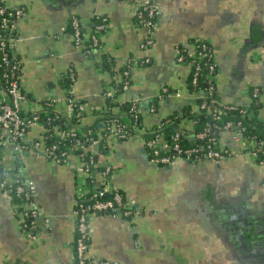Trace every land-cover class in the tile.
Segmentation results:
<instances>
[{"label": "crops", "instance_id": "1", "mask_svg": "<svg viewBox=\"0 0 264 264\" xmlns=\"http://www.w3.org/2000/svg\"><path fill=\"white\" fill-rule=\"evenodd\" d=\"M143 1L6 0L24 11L9 43L21 61L23 114L51 108L63 129L64 123L82 129L98 121L100 138L105 90L111 75L126 68L129 86L118 99H138L142 122L140 135L108 137L83 156L75 150L61 160L46 153L48 133L41 123L28 127L19 151L1 130L0 264H72L78 189L89 191L105 179L137 213L90 214V257L108 264H264V162L245 153L238 128L219 130L217 143L244 151L216 161L156 164L145 145L165 118L189 141L194 138L196 124L182 109L194 106L201 91L189 86L191 64L176 55L178 47L191 52L195 37L212 49L216 99L242 104L257 88V114L264 122V0H150L160 14L148 46L142 45L148 31L135 11ZM102 18L100 46L89 53L75 47L71 20L90 33ZM70 70L74 80L68 89L62 79ZM68 97L82 101L80 117ZM92 152L98 163L88 180L83 164ZM103 165L109 173L97 174ZM14 178L34 185L38 213L27 230L19 212L23 201L9 188Z\"/></svg>", "mask_w": 264, "mask_h": 264}, {"label": "built area", "instance_id": "2", "mask_svg": "<svg viewBox=\"0 0 264 264\" xmlns=\"http://www.w3.org/2000/svg\"><path fill=\"white\" fill-rule=\"evenodd\" d=\"M132 1V0H130ZM142 9L145 10V16L142 15ZM136 17L139 23L146 27L147 35L142 45L148 46L152 42L151 33L157 26L156 17L160 14L159 9L150 0H144L139 5H135ZM24 13L23 9L16 6H11L6 3V0H0V61L6 67L0 71V90L3 91V95L0 99V131L5 130L9 132V137L15 143V149H21V141L24 139L28 127L33 123H41L45 130H48L45 122L40 119L38 113L23 114L22 101L26 99V94L22 88L20 80L18 78V72L20 70L21 61L19 58L14 57L9 48L11 39L15 36L16 19ZM103 19V18H102ZM106 26L104 19L98 21L95 24L94 31L86 33L83 31L76 19L71 20V32L73 38V44L77 48H81L84 52L89 53L94 48L100 46L99 32ZM193 50L186 52L185 49L178 47L176 59L181 62L187 61L191 64V77L192 84L197 83L198 77L203 66L207 65V72L204 75V79H207L208 83L199 90L201 96L204 99L199 104V109L213 108V110L220 111L224 109H236L238 105L236 103L220 102L216 99L215 92V64L213 61L212 49L209 43L203 37H195L192 41ZM148 61V58H145ZM144 60V61H146ZM209 60V61H208ZM129 69H124L121 72L113 73L108 89L105 90L104 97L109 96L115 100L116 96L114 88L111 83L113 80H119L121 77H127V80L123 83V91L129 86ZM68 76L71 81L74 80V73L71 70L68 72ZM4 83L6 85L4 86ZM175 95H180V91H174ZM254 97H258V89L254 88L250 93L249 100L244 102V105L239 109L242 113L247 110L249 115H252V110H248L250 100ZM133 103L128 111L122 112L120 118L111 117L101 120L103 126L102 136L106 139L108 137L115 138H127L131 135H140L141 124L136 123V118L139 112V100L130 99ZM68 101H73L72 97H68ZM210 101V102H209ZM48 102V105H55ZM118 110L117 107L114 106ZM112 107V109H114ZM83 109V104L78 105V110ZM150 111L154 110V106H150ZM109 114V113H108ZM78 117V113L74 114ZM182 113L178 114L175 118H179ZM217 119L221 117L216 116ZM50 119V118H48ZM54 120V118H52ZM51 120V121H52ZM173 119L165 118L161 121L157 130L150 133L145 137V145L148 148L151 161L156 164L167 165L174 160L180 158L185 160H220L231 155L241 153L234 148L228 149L218 145L217 138L210 137L211 131L210 125H205L203 129L197 131L193 140L196 138H205L201 143L192 142L189 144H183L180 138L178 130L174 129V132L165 137L160 129L167 126ZM196 124V119H192ZM218 131L223 129H230L237 127L238 131L242 135V143L245 148V153L249 154L255 162H264V157L259 158L258 151L263 148L264 141L259 140V143L247 135H244V126L238 121L236 124H232L230 120L223 122L221 125L216 123L214 125ZM73 128V129H71ZM86 132L81 128L68 127V128H56L54 127L52 133L47 135H55L63 140L61 144L57 142L47 143L45 151L51 158L55 160L64 159L69 152L77 150L80 156L84 155V151L87 147L92 148L96 143H99V136H85L82 134ZM190 141V142H191ZM264 153V150H263ZM98 155V153H97ZM92 152L88 158L89 161L83 164V170L88 177L86 179L93 180L92 169L97 165L98 159ZM96 173L100 175H106L109 173V167L103 165L102 168L96 169ZM15 180V192L21 193L23 197V205L20 208V217L22 219V227L27 230L33 226L32 219L38 213L36 207H33L32 195L34 192V185L31 180L27 182ZM87 192H90L89 194ZM108 195V196H106ZM119 209L124 216H133L137 213V209H133L124 201L122 192L117 188L110 186L109 182L105 179L102 180L98 187H93L91 190L86 191L83 187L78 189V195L75 198L72 214L75 219V236L73 243V259L72 264H108V261L103 259H95L88 255V247L90 241V223L89 216L92 213L98 212H113ZM31 218V221L28 218Z\"/></svg>", "mask_w": 264, "mask_h": 264}, {"label": "trees", "instance_id": "3", "mask_svg": "<svg viewBox=\"0 0 264 264\" xmlns=\"http://www.w3.org/2000/svg\"><path fill=\"white\" fill-rule=\"evenodd\" d=\"M142 15H146L145 14V10L142 9ZM70 30H72V28L70 27ZM1 57V56H0ZM1 60V59H0ZM209 61V60H208ZM105 66H108V63H105ZM6 66L3 65L0 61V71L2 69H4ZM208 68L207 65L203 66V68L200 71L199 77H198V81L195 84H192L190 81V77H189V86L193 89H200L202 88V86L206 85L208 83L207 79H204V75L207 72ZM63 80V86L67 87L68 89L71 87V84L73 81L70 80L68 74L62 79ZM125 80H127V77H121L119 80H113L111 81L113 88H114V93L116 94V96L120 95L123 92V83L125 82ZM6 85V83H4V86ZM68 96L69 93H67ZM213 96H215V92L213 94ZM104 105L102 107V111L103 112V117H101L99 119L100 120H104L107 119L108 121L110 120L111 117H117L120 118L121 113L128 111L131 106H132V102L130 99H125L122 101L119 100H115L109 96L104 97ZM204 99V97H198L194 100L195 105L194 106H185L182 111L183 114L188 115L190 118L192 119H196V127H195V132L201 130L204 128L205 125H210L211 127V131L209 133L210 137H216L217 138V132L218 129L214 126L216 123H218L219 125H221L223 122L230 120L232 122V124H236L238 121H240V124L244 126V135L249 136L250 138L254 139L255 142H257V144L259 143V140H263L264 141V122L258 117V107L260 105V99L259 97H254L250 100L249 103V108L248 110H252V115H249L247 110L245 112H241L239 109L241 108V106L244 105V103H242L241 105H238V108L236 109H224V110H220V111H214L213 108H209V110L206 109H199V104L200 102ZM82 102L80 101H73L72 103V110H73V114L78 113V117L81 116V112L82 110H78V105L79 103ZM210 102V101H209ZM157 102H154V104H156ZM51 106V105H50ZM117 107L118 110L115 111L116 109L114 108ZM112 107L114 109H112ZM49 108V107H48ZM109 113V114H108ZM38 116L40 117L41 120H43L46 124V126L48 127V130H46V134L51 132L54 127L57 128H62V126L59 125V121H60V115L58 112L52 110L51 108L47 109L46 112H40L38 113ZM216 116L221 117V119H217ZM50 118V119H48ZM52 118H54V120H52ZM52 120V121H51ZM142 122V118H141V114L138 113V116L136 118V123H140ZM98 121L90 124V125H84L82 127V130H84L86 133L82 134V137H85L86 135L88 136H92V137H97V133H96V128L98 127L97 125ZM173 124L174 123H170L167 126L162 127V129H160V132L163 133V135L165 137H169V135L171 133L174 132L173 129ZM73 129V128H71ZM180 133V132H179ZM180 138L181 141L183 142V144H189L192 142H197V143H201L205 140V138H196L194 139V141H189L188 138L183 135L182 133H180ZM105 138L102 136L99 138V143L98 144H102L104 143ZM47 142L48 143H52V142H57L58 144H61L63 142V140L55 135H47ZM264 145V144H263ZM264 146L263 148L258 151V156L259 158L264 157ZM20 182V180L18 181ZM12 187H9L10 190H14L15 191V182H12ZM121 191V190H120ZM122 195L124 198V193L123 191ZM88 194L90 192H87ZM14 196L20 201H23V197L21 195V193L17 194L14 193ZM108 196V195H106ZM29 221H31V218H28Z\"/></svg>", "mask_w": 264, "mask_h": 264}, {"label": "water", "instance_id": "4", "mask_svg": "<svg viewBox=\"0 0 264 264\" xmlns=\"http://www.w3.org/2000/svg\"><path fill=\"white\" fill-rule=\"evenodd\" d=\"M64 125L67 126V127H70V125H67V124H65V123H64Z\"/></svg>", "mask_w": 264, "mask_h": 264}]
</instances>
